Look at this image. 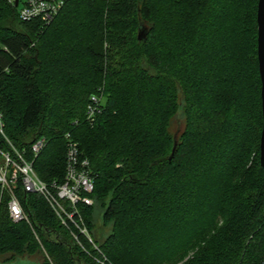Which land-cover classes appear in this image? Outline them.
Listing matches in <instances>:
<instances>
[{
  "label": "trees",
  "instance_id": "trees-1",
  "mask_svg": "<svg viewBox=\"0 0 264 264\" xmlns=\"http://www.w3.org/2000/svg\"><path fill=\"white\" fill-rule=\"evenodd\" d=\"M258 3L70 0L43 26L0 0L5 133L19 148L47 139L34 161L46 182L65 179L67 134L78 142L101 250L19 191L34 229L0 201L1 263L264 264Z\"/></svg>",
  "mask_w": 264,
  "mask_h": 264
},
{
  "label": "built area",
  "instance_id": "built-area-1",
  "mask_svg": "<svg viewBox=\"0 0 264 264\" xmlns=\"http://www.w3.org/2000/svg\"><path fill=\"white\" fill-rule=\"evenodd\" d=\"M18 8L23 21L50 24L70 0H7ZM16 1L18 4L16 5ZM104 95L93 94L87 106V118L95 120L102 110ZM66 173L63 182L44 181L34 167L35 158L47 145V139L40 137L29 148H19L5 133L3 112L0 108V201L8 209L13 222L26 221L33 228L19 191L35 193L43 197L60 224L70 230L73 238L84 248L82 237L101 252L88 228L81 206H92L95 178L90 161L83 158L77 141L67 134ZM104 263V262H102Z\"/></svg>",
  "mask_w": 264,
  "mask_h": 264
},
{
  "label": "water",
  "instance_id": "water-1",
  "mask_svg": "<svg viewBox=\"0 0 264 264\" xmlns=\"http://www.w3.org/2000/svg\"><path fill=\"white\" fill-rule=\"evenodd\" d=\"M18 1H16V5ZM258 59H259V70L262 82L261 88V97H262V112H263V129L261 134V143H260V161L261 165L264 168V0H259L258 3ZM147 32L145 28L139 30L138 38L139 40H143L146 38ZM177 146V142L175 143L174 150L172 152V156L175 152ZM171 156V158H172Z\"/></svg>",
  "mask_w": 264,
  "mask_h": 264
},
{
  "label": "rangeland",
  "instance_id": "rangeland-1",
  "mask_svg": "<svg viewBox=\"0 0 264 264\" xmlns=\"http://www.w3.org/2000/svg\"><path fill=\"white\" fill-rule=\"evenodd\" d=\"M22 1V3L25 1V0H21ZM176 129L175 130H182V125L181 124H179V123H177L176 122V124H175V126H174ZM98 213L99 212H97V214L96 215H98ZM98 221L99 222H97V226H98V228H99V226H100V228H99V230H101V232H104L106 235L110 232V229H111V226H103L102 225V217H99L98 218ZM96 224V223H95ZM34 229V228H33ZM98 230V231H99ZM98 231L96 232V233H98ZM97 238V237H96ZM103 239V238H102ZM33 258L34 257H36V258H39V260H40V256H32ZM32 257H30V258H32ZM3 258H4V256H0V264H30L29 262H26L25 263V261L24 262H21V261H16V262H5V263H1L2 262V260H3Z\"/></svg>",
  "mask_w": 264,
  "mask_h": 264
}]
</instances>
